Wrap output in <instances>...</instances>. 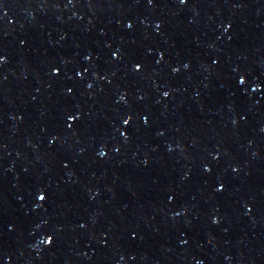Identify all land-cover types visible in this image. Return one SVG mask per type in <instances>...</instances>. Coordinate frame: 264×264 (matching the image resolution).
Wrapping results in <instances>:
<instances>
[{"label": "water", "instance_id": "water-1", "mask_svg": "<svg viewBox=\"0 0 264 264\" xmlns=\"http://www.w3.org/2000/svg\"><path fill=\"white\" fill-rule=\"evenodd\" d=\"M0 264H264V0H0Z\"/></svg>", "mask_w": 264, "mask_h": 264}, {"label": "snow or ice", "instance_id": "snow-or-ice-1", "mask_svg": "<svg viewBox=\"0 0 264 264\" xmlns=\"http://www.w3.org/2000/svg\"><path fill=\"white\" fill-rule=\"evenodd\" d=\"M41 198H43V197H41Z\"/></svg>", "mask_w": 264, "mask_h": 264}]
</instances>
